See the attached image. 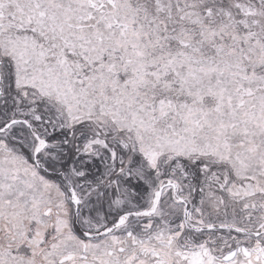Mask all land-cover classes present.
<instances>
[{
    "label": "snow or ice",
    "instance_id": "snow-or-ice-1",
    "mask_svg": "<svg viewBox=\"0 0 264 264\" xmlns=\"http://www.w3.org/2000/svg\"><path fill=\"white\" fill-rule=\"evenodd\" d=\"M0 264H264V0H0Z\"/></svg>",
    "mask_w": 264,
    "mask_h": 264
}]
</instances>
